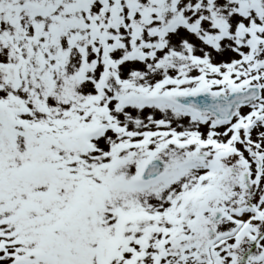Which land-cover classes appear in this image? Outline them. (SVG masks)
Listing matches in <instances>:
<instances>
[{
    "label": "snow or ice",
    "instance_id": "1",
    "mask_svg": "<svg viewBox=\"0 0 264 264\" xmlns=\"http://www.w3.org/2000/svg\"><path fill=\"white\" fill-rule=\"evenodd\" d=\"M0 264H264V0H0Z\"/></svg>",
    "mask_w": 264,
    "mask_h": 264
}]
</instances>
